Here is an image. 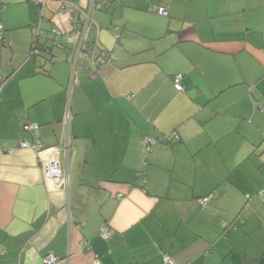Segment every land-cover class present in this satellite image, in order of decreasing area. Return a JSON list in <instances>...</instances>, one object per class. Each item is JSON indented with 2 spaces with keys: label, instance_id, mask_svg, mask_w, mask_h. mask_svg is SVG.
Wrapping results in <instances>:
<instances>
[{
  "label": "crops",
  "instance_id": "obj_1",
  "mask_svg": "<svg viewBox=\"0 0 264 264\" xmlns=\"http://www.w3.org/2000/svg\"><path fill=\"white\" fill-rule=\"evenodd\" d=\"M105 2L0 0V264H264V0Z\"/></svg>",
  "mask_w": 264,
  "mask_h": 264
},
{
  "label": "built area",
  "instance_id": "obj_2",
  "mask_svg": "<svg viewBox=\"0 0 264 264\" xmlns=\"http://www.w3.org/2000/svg\"><path fill=\"white\" fill-rule=\"evenodd\" d=\"M46 1L47 0H38V3L41 6H45L46 5ZM61 10L63 12H65L66 14H68L70 16V20L73 22V16L76 15V10L74 8L69 9L67 8L66 4H61ZM160 13L163 16H167V12H165L164 10H160ZM80 38L81 36L79 34H76V23H74L73 25V31L71 34V39L74 38ZM105 61V62H104ZM111 61L109 55H107L105 57V59L103 60V63L109 62ZM88 68V66L86 67ZM182 80H183V75L182 74H178L175 76L174 78V83H175V88L181 92L183 91V85H182ZM4 79L1 77L0 74V91L2 89V85L4 84ZM262 110L264 111V108H262ZM24 131L31 134L32 139L29 140H25L20 144V147L23 149H31L35 152H37L38 154H42L43 152H45V147L43 146L41 140H40V126L37 124H27L24 126ZM167 140H171L173 138H179L178 134L176 132H173L171 134H169L168 136H166ZM145 145L147 147L148 150H150L152 147H154L157 143L158 140L152 137H145L144 139ZM4 150L8 153H13L14 150L13 149H7L6 147H4ZM66 151L67 153V157H68V153L70 152V148L67 145L65 149L63 148H53L51 149L49 152V156L45 159H41L42 160V164H43V168L45 171V175L48 178V180H51L53 183H55L57 186L61 184V181L63 179V168H62V164L61 162L57 159L56 155L62 154L63 151ZM69 158V157H68ZM122 197V196H120ZM263 200H264V192H263ZM207 202V198L202 199V203L205 204ZM112 230L109 228L108 225L103 226V228L101 229V236L105 239V240H109L112 237ZM165 262L167 264H173L171 258L169 256H165ZM60 262V258L57 257L56 255L53 254H49L48 256L45 257V264H57ZM96 264H99V260L96 259Z\"/></svg>",
  "mask_w": 264,
  "mask_h": 264
},
{
  "label": "trees",
  "instance_id": "obj_3",
  "mask_svg": "<svg viewBox=\"0 0 264 264\" xmlns=\"http://www.w3.org/2000/svg\"><path fill=\"white\" fill-rule=\"evenodd\" d=\"M93 3H97V4H100L102 7H104V8H108V7H110V4H108V3H106L105 2V0H99L98 2L96 1V0H93ZM78 13H76V15H77ZM74 20V19H73ZM82 23V22H81ZM79 25L80 24H77L76 23V29H78L79 31H83L82 30V28H80L79 27ZM83 27V26H82ZM41 34V33H40ZM40 34H38V35H36L35 36V38H34V40H33V43H32V52H33V55H39L40 54V49H39V35ZM80 41H83V44H82V47H81V51L82 50H84L85 52H87L89 55H90V57L92 58V61L94 62V65L96 66V65H102V64H104L103 63V60L105 59V57L107 56V55H109V57H110V59H111V55L109 54L110 52H108V51H101V52H99V54H96V52H95V50H93V49H91V47H92V45L91 44H89L88 42H86V39L84 38V37H80ZM89 45H91V46H89ZM95 46V45H94ZM99 48V47H98ZM105 62V61H104ZM174 78H175V76H174ZM184 90V89H183ZM261 111H263L262 110V108L260 109ZM264 112V111H263ZM169 135V134H168ZM167 135V136H168ZM165 139H166V141L165 142H167V143H171L172 141H174V140H179L180 138H173V139H171V140H167V138H166V136H165ZM153 148V147H152ZM151 148V149H152ZM150 149V150H151ZM205 199V198H204Z\"/></svg>",
  "mask_w": 264,
  "mask_h": 264
},
{
  "label": "water",
  "instance_id": "obj_4",
  "mask_svg": "<svg viewBox=\"0 0 264 264\" xmlns=\"http://www.w3.org/2000/svg\"><path fill=\"white\" fill-rule=\"evenodd\" d=\"M72 42V41H71ZM82 44H83V41H81L80 42V48H79V50H78V54H80V52H81V47H82ZM78 54H77V57H78ZM78 59V58H77ZM83 67H87V66H83Z\"/></svg>",
  "mask_w": 264,
  "mask_h": 264
},
{
  "label": "rangeland",
  "instance_id": "obj_5",
  "mask_svg": "<svg viewBox=\"0 0 264 264\" xmlns=\"http://www.w3.org/2000/svg\"><path fill=\"white\" fill-rule=\"evenodd\" d=\"M89 36H90V34H89Z\"/></svg>",
  "mask_w": 264,
  "mask_h": 264
}]
</instances>
